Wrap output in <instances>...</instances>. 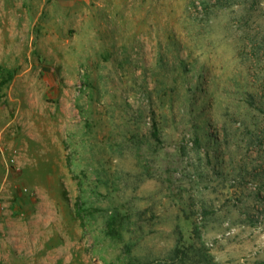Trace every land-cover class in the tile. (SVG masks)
I'll use <instances>...</instances> for the list:
<instances>
[{
  "label": "rangeland",
  "instance_id": "1",
  "mask_svg": "<svg viewBox=\"0 0 264 264\" xmlns=\"http://www.w3.org/2000/svg\"><path fill=\"white\" fill-rule=\"evenodd\" d=\"M0 264H264V0H0Z\"/></svg>",
  "mask_w": 264,
  "mask_h": 264
},
{
  "label": "trees",
  "instance_id": "2",
  "mask_svg": "<svg viewBox=\"0 0 264 264\" xmlns=\"http://www.w3.org/2000/svg\"><path fill=\"white\" fill-rule=\"evenodd\" d=\"M13 76H14V72L8 71L6 76H4V80L5 81H3V84L7 83L10 79H12ZM158 132H159L158 129L154 130L153 134H154L155 137H158Z\"/></svg>",
  "mask_w": 264,
  "mask_h": 264
}]
</instances>
